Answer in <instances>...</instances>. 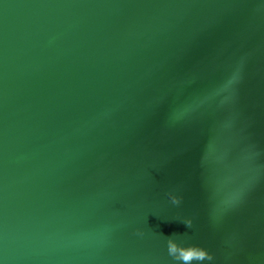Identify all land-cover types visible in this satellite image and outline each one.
Masks as SVG:
<instances>
[{
    "label": "water",
    "instance_id": "obj_1",
    "mask_svg": "<svg viewBox=\"0 0 264 264\" xmlns=\"http://www.w3.org/2000/svg\"><path fill=\"white\" fill-rule=\"evenodd\" d=\"M0 264H264V0H0Z\"/></svg>",
    "mask_w": 264,
    "mask_h": 264
}]
</instances>
